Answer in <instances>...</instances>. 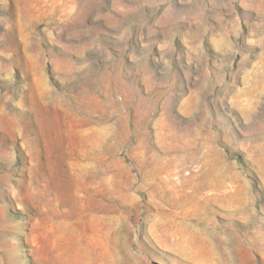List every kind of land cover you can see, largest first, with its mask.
<instances>
[{
	"label": "rangeland",
	"instance_id": "1",
	"mask_svg": "<svg viewBox=\"0 0 264 264\" xmlns=\"http://www.w3.org/2000/svg\"><path fill=\"white\" fill-rule=\"evenodd\" d=\"M0 264H264V0H0Z\"/></svg>",
	"mask_w": 264,
	"mask_h": 264
},
{
	"label": "bare ground",
	"instance_id": "2",
	"mask_svg": "<svg viewBox=\"0 0 264 264\" xmlns=\"http://www.w3.org/2000/svg\"><path fill=\"white\" fill-rule=\"evenodd\" d=\"M78 179L84 185V188L87 191H90L92 193H103L104 191L107 190V186H110V185H108V181H107L108 179H106L105 177H103L100 180H98L97 177H95L93 175V173L91 172V170H86V171L81 170L78 173ZM177 194H179V193H177Z\"/></svg>",
	"mask_w": 264,
	"mask_h": 264
}]
</instances>
